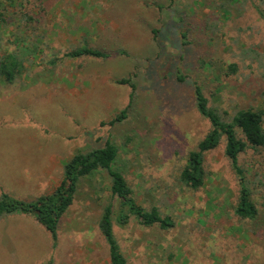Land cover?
Returning <instances> with one entry per match:
<instances>
[{"label": "rangeland", "instance_id": "obj_1", "mask_svg": "<svg viewBox=\"0 0 264 264\" xmlns=\"http://www.w3.org/2000/svg\"><path fill=\"white\" fill-rule=\"evenodd\" d=\"M229 1L50 0L56 4L50 26L60 18L90 23L94 35L120 38L129 56L71 59L66 54L79 45L78 35L40 33L43 43L30 50L25 74L15 84L0 81V196L49 195L76 153L111 141L119 149L116 168L138 202L176 223L164 231L114 219L129 264H264V148L239 157L259 210L254 221L234 213L240 184L225 138L205 155L204 187L194 191L179 181L189 153L211 130L197 110L196 84L227 119L264 107V0ZM153 29L164 33L160 57ZM0 30L4 49L14 51V19ZM125 78L136 85L133 101V89L118 83ZM130 104L128 117L109 125ZM110 186L106 171L82 179L56 247L33 215L14 214L10 222L3 215L0 264H110L99 228Z\"/></svg>", "mask_w": 264, "mask_h": 264}, {"label": "trees", "instance_id": "obj_2", "mask_svg": "<svg viewBox=\"0 0 264 264\" xmlns=\"http://www.w3.org/2000/svg\"><path fill=\"white\" fill-rule=\"evenodd\" d=\"M175 0H171L174 2ZM233 0H230L232 2ZM4 12H0L1 25H9L14 19V51L4 49V34L0 30V81L6 84H15L26 71V62L31 56L30 50L39 48L43 43L40 33L47 35L52 30L68 36L78 35V46L67 52L66 56L71 59L83 57L108 60L116 56H129V52L123 47L124 42L102 35H94L95 28L90 24L81 23L76 19L67 22L64 18L54 21L50 26V19L55 15L56 4L50 0H1ZM226 12L227 8L223 7ZM162 10L163 6H159ZM11 11H14L11 14ZM73 11V10H72ZM8 13V14H7ZM74 13V12H73ZM92 31H94L92 33ZM55 33V34H57ZM155 41V52L161 56L162 48L158 46L157 40L164 33L153 29ZM29 34L36 36L38 44H32ZM167 34V33H166ZM181 36L186 38L187 33ZM16 38V39H15ZM81 40V41H79ZM12 44V42H9ZM187 45L186 42H184ZM123 44V45H122ZM37 52H39L36 49ZM54 64L55 61H52ZM230 74L237 72V65L229 66ZM183 82L185 77H177ZM119 84L129 85L133 89L132 101L136 85L132 79H122ZM195 100L198 112L211 124V130L206 137L199 142L197 148L191 151L187 162L181 171L179 181L185 187L198 191L205 185L204 161L206 153L215 150L222 140H226V155L231 160L232 167L239 179L240 195L234 207L235 215L241 220L254 221L259 216V210L253 201L252 191L246 180L244 170L239 164V157L248 149L256 151L264 148V107L260 109H242L232 118L227 119L216 107L210 106L203 88L195 85ZM132 104V102H131ZM128 106L120 114L114 117L109 125L114 126L123 122L128 117ZM241 132L243 139L238 135ZM119 149L111 141L103 148L92 149L89 152H78L64 164V177L60 185L49 195L41 196L33 201H24L12 197L7 193L0 196V219L3 215L26 214L33 215L37 221L51 234L54 247L58 243V231L62 218L74 204L76 194L82 179L93 176L96 172L106 171L109 175L112 200L103 209L99 228L105 238L110 252L111 264H129L122 253L114 234L113 221L119 226H126L132 219L138 221L144 227H159L168 231L176 226L171 216H164L158 208L147 209L141 205L135 197V193L129 185L124 173L116 168Z\"/></svg>", "mask_w": 264, "mask_h": 264}, {"label": "crops", "instance_id": "obj_3", "mask_svg": "<svg viewBox=\"0 0 264 264\" xmlns=\"http://www.w3.org/2000/svg\"><path fill=\"white\" fill-rule=\"evenodd\" d=\"M64 177V176H63ZM63 180V179H62ZM62 181H60V183H61ZM60 183H58V186L60 185ZM57 186V187H58ZM56 187V188H57ZM55 188V189H56ZM51 193V192H50ZM53 193V192H52ZM72 207V206H71ZM71 207H70V209H69V211L71 210ZM69 211L65 214V215H67L68 213H69ZM64 215V216H65ZM14 217V215H10V216H8V218H7V220H6V222L8 221V222H10L11 221V219ZM61 224V223H60ZM10 225V224H9ZM8 227V225H6V223L4 224V226L2 227V229H4V233L6 234V228ZM59 229H60V226H59ZM72 230L73 231H75L76 229H73V227H72ZM59 232V231H58ZM111 264V263H110Z\"/></svg>", "mask_w": 264, "mask_h": 264}]
</instances>
